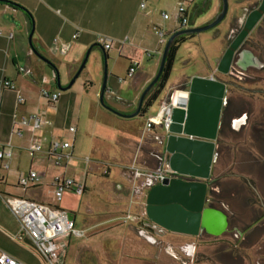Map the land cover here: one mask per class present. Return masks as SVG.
<instances>
[{"label": "crops", "instance_id": "obj_1", "mask_svg": "<svg viewBox=\"0 0 264 264\" xmlns=\"http://www.w3.org/2000/svg\"><path fill=\"white\" fill-rule=\"evenodd\" d=\"M4 1L17 4L20 8L15 9L8 3H0V27L2 28L0 29V145L11 144L13 152L9 161V170L0 169V253L9 255L22 264H29L24 245L32 246L27 237H24L21 242L16 241L21 243V246L16 243L13 247L10 246V241L15 240L14 237L19 235L20 227L4 205V197H17L60 207L73 215L72 220L76 227V213L70 209L75 210L73 202L78 201L80 204L83 194L77 198L72 190H67L62 202L59 203L53 196L51 183L57 177L65 178L68 175V164L72 159L74 160V155L78 154L90 138L95 139L96 142L101 140L106 144L110 141L117 147L122 157V162L119 164L122 178L131 185L128 188L115 185L114 189H118L119 192L125 191L130 200V206L137 202V215L133 220L130 213L131 219L127 221L124 220L125 217H115L104 222L90 221L87 230L89 232L96 230L92 234L95 238L96 235L102 233V230L97 231L98 227L108 223L113 224L108 229L111 230L110 232L115 231L114 235L117 237H113L111 243L101 247L99 249L101 253L98 248H88L86 244L73 241L70 237L63 264L72 256H74L73 264H99L102 261L100 257L102 255L108 264H264V225L256 234L248 236L247 240L233 241L231 236L233 231H242L246 226L253 225L257 218L263 217L261 208L247 209L242 206L238 196L233 198L231 194L223 200L226 204L224 208L212 203L211 200L205 208L225 217L224 230L220 234L204 231L202 236L169 231L172 234L166 237L163 243L171 249V253H166L145 243L144 233L138 232L140 228L146 227L145 221L148 222L145 218L146 200L142 199L144 196L147 198L149 191L137 197L130 194L132 177L127 168L131 164L138 169L153 171L163 169L167 163V156L166 163H164L161 153L165 146L159 144L164 136L159 133L158 129H164V127L157 126L148 131L149 119L156 117L160 108L169 103L172 93L188 92L186 86L191 79L201 77L210 80L215 77V65L225 49L222 41L199 54L202 62L200 66L209 65L212 69V72L207 71L204 75H173L177 62L185 63V65L191 62V59L179 56V51L182 50L179 45L170 78L152 106H149L142 115L146 120L139 131L135 129L133 121L121 122L119 120L121 117L107 112L100 106L97 100L99 87L86 104L78 107L77 98L70 91L72 87L65 92L58 91L54 69L39 60L29 46L25 48L21 45L22 34L29 33L33 22L32 47L58 70L60 83L66 87L86 48L94 46L92 50H98L100 53L98 38L109 39L113 47L106 51L110 75L108 76L109 91L104 93V99L107 107L122 115H128L134 112L141 92L152 81L158 70L165 43H159V38L155 35L153 28L165 31L166 41V38L180 25L178 7L182 6L185 9L189 19L186 27H189L195 21L194 15L203 9H209L207 19H212L221 8L220 0H146L142 9L140 8L142 0ZM163 14H168L169 19H163ZM200 22L195 21L194 25ZM7 31L21 34L17 44L14 43L13 37L11 39L12 34L6 33ZM73 35H77L76 39L72 38ZM64 45L68 47V51L62 55L59 49ZM133 63H137L135 72L128 77V69ZM4 79L13 82L15 88L21 92L25 98L22 106L16 105L14 92L2 88L1 81ZM119 79L123 82H119ZM42 88L50 94L59 93L58 100L51 103L48 99L41 97L40 89ZM203 96L210 99L208 95L203 94ZM153 110H155V115L150 114ZM15 114L20 117H36L39 120L40 129L34 131L31 126L19 127L20 134L18 135L13 124ZM72 122H76L75 132L69 130L73 126H69L67 130L63 129L65 123ZM115 130L119 134H115ZM66 136L70 140H67ZM54 142H71V159L67 161L65 168L56 166L54 160L47 156V148ZM213 143L217 145L216 141ZM35 144H41L43 151L29 156L26 148ZM238 148L247 149L248 145ZM123 158H126V161ZM238 158L241 162L247 161L239 154ZM84 163L87 175L88 172L95 173L101 168L97 163L90 164L86 161ZM31 171L38 176V183L25 189L20 187L18 178L26 176ZM101 173L103 174V171ZM218 173L219 170L216 169L215 174ZM109 174L110 168L108 167L106 177ZM73 178L67 176L65 179L75 180ZM256 180L258 186L264 187L263 176L257 177ZM77 181L79 179L75 180ZM239 182L232 176L227 180L228 187L233 184L237 185ZM82 183L87 190L86 182ZM247 195L248 193L245 196ZM209 197L212 199L211 192H209ZM258 197L264 199V193L261 191L256 196ZM137 217H141L142 220L136 221ZM117 232L121 234L118 235ZM150 234L160 237L151 231ZM137 239L144 244L139 245ZM183 244L195 247L193 258L188 259L189 257L187 258L182 253L180 248Z\"/></svg>", "mask_w": 264, "mask_h": 264}, {"label": "water", "instance_id": "obj_2", "mask_svg": "<svg viewBox=\"0 0 264 264\" xmlns=\"http://www.w3.org/2000/svg\"><path fill=\"white\" fill-rule=\"evenodd\" d=\"M2 2L10 4L15 9L20 8L19 5L8 1L0 0V3ZM220 2L221 8L212 19H207L209 9H203L200 13L194 15L195 21H201L200 24L194 25V21L193 25L189 27L179 25L178 29L166 38L157 73L144 91L141 92L138 106H136L134 112L131 114L122 115L107 107V104L104 102V93L109 91L106 81L108 76V56L102 46L98 45L102 57L101 62L104 75L99 93L100 106L106 109L107 112L122 119L140 116L146 95L153 90L159 78H161L171 46L179 38L182 39L179 45H183L187 40L208 30H213L223 22L227 16L229 0H220ZM33 30L34 24L32 22L28 37L29 48L39 60L54 69L57 90L60 92L67 91L72 87L78 75L82 73L86 61H88L91 48L94 46L89 47L77 72L73 75L69 84L64 87L60 83L58 70L32 47L31 38ZM217 34L220 35L221 32L217 31ZM236 48V46H233L230 51H227L223 55L220 66H218V71L225 73L222 66L227 69L229 68L233 52H235ZM186 88H188V92H174L170 96L169 103H172L174 100L176 103V107L172 109L173 122L166 132V136L162 137L159 144L165 146L164 153L167 156L166 166L174 171L176 175L191 176L193 179L199 178L206 181L211 176L210 166H212L215 158V144L213 141L215 137V125L218 121L221 101L224 95V85L218 81L214 82L212 79L197 77L191 79ZM203 94L208 95L210 99L205 98ZM210 114H214L215 116V123H213L211 129L214 135L207 136L193 130L206 128L205 124L207 123L208 125L210 123L207 119V116ZM206 195L207 185L205 183H191L181 179L167 178L163 183L152 187L149 193H147L145 218L148 223L174 233H189L190 235L199 236L203 230L208 233L220 234L225 228L226 219L222 215L204 208ZM69 217L73 219L71 213Z\"/></svg>", "mask_w": 264, "mask_h": 264}, {"label": "flooded vegetation", "instance_id": "obj_3", "mask_svg": "<svg viewBox=\"0 0 264 264\" xmlns=\"http://www.w3.org/2000/svg\"><path fill=\"white\" fill-rule=\"evenodd\" d=\"M234 1L238 11L224 32L225 49L215 65V77L211 78L212 81L224 85L221 109L215 125L214 141L217 145L215 144V158L210 166L211 176L206 181L193 179L191 176L173 178L191 183H205L207 195L204 208L211 200L224 208L226 204L223 200L231 194L233 198L239 197L242 206L247 209L261 208L264 214V199L256 198L261 191L264 193V187L258 186L256 180L260 176L264 178V0ZM221 34L215 32L213 38L216 39ZM233 46L237 48L233 52L229 68L222 66L225 73L218 71L223 55ZM203 68L212 72L209 65ZM207 119L210 123L205 124L206 128L193 130L207 136L214 135L211 130L215 123L214 114L207 116ZM247 145V149L238 148ZM238 154L247 161H239ZM216 169L219 170L218 174H215ZM230 176L239 180V184L228 187L227 180ZM209 192L212 193V199ZM263 225L264 216L257 218L253 225L246 226L242 231H233L232 240H247L248 236L256 234ZM145 226L138 231L144 233L145 243L155 246L159 251L171 253V249L163 241L172 233L146 221ZM150 231L160 237L150 234ZM202 232L199 236H202ZM180 249L188 259L193 258V245L183 244Z\"/></svg>", "mask_w": 264, "mask_h": 264}, {"label": "rangeland", "instance_id": "obj_4", "mask_svg": "<svg viewBox=\"0 0 264 264\" xmlns=\"http://www.w3.org/2000/svg\"><path fill=\"white\" fill-rule=\"evenodd\" d=\"M238 11V6L235 3L234 0H229V8L227 12L226 18L221 22L216 28L213 30H208L204 33H201L198 36H194L192 39L187 40L183 45H181L182 50L179 51V56L191 59V62L189 64L183 63L175 64V71L173 72V75H187L192 76L194 75H204L207 73V71L201 67V58L199 54L201 51H206L209 47H214L217 45V43H224L223 37L224 32L226 31L229 23L231 22V19L235 15V13ZM194 22V21H193ZM0 29H2L0 27ZM3 31V30H1ZM220 31L222 34L220 37H217L214 39L215 32ZM10 33L11 39L14 38V43L17 44L18 40L21 36L18 32L15 31H7L6 33ZM29 33L27 35L22 34V44L25 48H27L29 41H28ZM89 49L86 48V50L81 55L80 61L77 65V69L74 72L73 75L77 72L78 68L80 67L82 61L84 60L86 56V52ZM97 49V48H95ZM102 57L101 54L98 52V50H92L89 53L88 61H86L85 67L80 75H78L77 79L75 80L74 84L72 85V88L70 91H72L73 95L77 98V106H82V104H86L88 100H90L91 97H93L94 92L98 89V92L100 93L101 87H102V81H103V67H102ZM180 65V68L178 69ZM107 71L108 76L109 74V68L107 64ZM72 75V77H73ZM219 77H221V74H217ZM108 76H107V88H108ZM71 77V78H72ZM71 80V79H70ZM70 80L67 82V85L69 84ZM62 85V84H61ZM63 92V91H62ZM99 101V98H97ZM105 102V99H104ZM84 106V105H83ZM150 114L155 115V110H153ZM94 121L96 119H93ZM121 122L123 121H133L135 124V129L137 131L141 130L144 125V121L146 118H143L142 116L134 117L131 119H122L119 118ZM95 123V122H94ZM76 125V122L72 123H65L64 130H67L69 126ZM160 134H163V136H166V131L164 129H158ZM115 134H119L117 130L114 131ZM68 136H66L67 138ZM67 140H70V138H67ZM62 143V142H60ZM71 145V142H69ZM117 147L113 145V143L109 141V144L104 143L101 140H91L90 138L87 139L85 145L81 148L80 151H78V154L74 155V160L68 164V177H76L78 180L77 183H82L83 181L86 182L87 190L83 193V195L80 198V204L77 202H73L74 206L73 209H70L73 211L76 216L75 223L76 228L79 230H84L85 233L81 237H71L73 241L76 240V242L84 243L87 245L88 248H98V250L101 247H104L107 243H111V239H114L115 236L113 232H110L109 227H112L113 224L108 223L105 225H101L98 227L97 231H101V234L96 235V238L94 235H92L96 230H91L90 232L87 230L89 228V222L95 221V222H101V221H107L112 218H119V217H125L127 213H131L133 216V220L135 219V216L137 215V209L136 205L137 202H134L133 205L130 206V200L129 197L126 196L125 191L119 192L118 189L115 190V185H118L123 188L130 187V183L124 181L121 175V168L119 167L120 163L122 162V157L119 155L117 151ZM165 150V147H164ZM163 150V151H164ZM161 151L163 155L164 163H166V154ZM85 157L91 158L90 164H99L100 170L95 173L88 172V175L86 174V166H85ZM124 159V158H123ZM126 161V158L124 159ZM110 168V174L108 177L104 176L101 172L106 168ZM102 169V170H101ZM65 176V178H67ZM146 196L143 197L142 200L145 199ZM7 209V208H6ZM11 213V212H10ZM118 234V232H117ZM121 234V233H119ZM118 234V235H119ZM114 235V236H113ZM114 237V238H113ZM136 240V239H135ZM134 241V244L137 245L136 241ZM138 244L143 245V242H140L138 239ZM11 247H13L16 244L22 245L21 243L16 242V240H12ZM24 245V244H23ZM133 245V246H135ZM26 251V257L28 258L29 264H45L43 258H41L37 253L34 252L33 248L30 245H24ZM99 253H101V250H99ZM103 254V253H102ZM73 257H69L67 259V262L65 264H73ZM101 264H108L104 261L103 255ZM99 263V264H100ZM85 264V263H84Z\"/></svg>", "mask_w": 264, "mask_h": 264}, {"label": "built area", "instance_id": "obj_5", "mask_svg": "<svg viewBox=\"0 0 264 264\" xmlns=\"http://www.w3.org/2000/svg\"><path fill=\"white\" fill-rule=\"evenodd\" d=\"M140 8H144L145 1L142 0ZM179 23L182 26H186L189 19L186 16L185 9L180 6L177 8ZM162 18L169 19L168 14H163ZM153 31L159 38V43H165V31L154 27ZM77 35H73V39H76ZM99 45L107 51L113 47L112 42L105 37L98 38ZM62 55L66 54L68 47L66 45L61 46L59 49ZM137 63H133L128 69V77H131L135 72ZM2 88L12 91L16 94V105L22 106L25 102V98L21 92L17 90L13 82L2 80ZM119 82H123L119 79ZM40 95L46 98L51 103H55L58 100L59 93L50 94L46 89H40ZM176 107L175 100L172 103L163 105L160 108L158 115L148 121V131H151L153 127L163 126L165 131H168L172 120V109ZM13 124L16 128V133L19 135V127L31 126L34 131L40 129L39 120L34 116H23L15 114L13 118ZM70 132H75V128H70ZM71 145L69 143L54 142L47 148V156L53 159L56 166L65 168L67 161L71 159ZM42 145L35 144L26 148V152L29 156H34L37 153L42 152ZM13 156L11 144L4 146L0 145V169L4 171L9 170V161ZM86 163L91 162L90 158L85 159ZM131 175L132 186L130 188V194L133 197H137L146 191H149L152 187L163 183L167 178L177 177L176 173L169 169L168 166L148 171L136 168L131 164L127 168ZM108 167L103 170V175L107 176ZM1 180V176H0ZM39 181L38 176L34 172H29L26 176L18 178V184L22 188H29L31 185L37 184ZM52 193L55 200L59 203L62 202L64 194L67 190H72L75 197H80L85 190L84 183H77L72 179H65L64 177L55 178L52 183ZM4 205L12 213L17 223L19 224V235L14 237L18 242H21L24 237L30 240L31 247L34 252L43 258L45 264H63L66 249L68 247V241L70 237H81L85 231L79 230L75 227L74 221L69 217V213L60 209L57 206H49L46 204L34 202L27 199H20L17 197H4ZM131 219V215L127 214L124 218L125 221ZM141 217H137L136 221H141ZM0 264H22L15 261V259L4 253H0Z\"/></svg>", "mask_w": 264, "mask_h": 264}, {"label": "trees", "instance_id": "obj_6", "mask_svg": "<svg viewBox=\"0 0 264 264\" xmlns=\"http://www.w3.org/2000/svg\"><path fill=\"white\" fill-rule=\"evenodd\" d=\"M182 39L179 38L175 41V43L171 46V49H169V53L166 59V64H164L163 73L161 75V78H159L158 82L156 83L155 87L153 88L152 92H149L147 96L144 99V104L142 106V109L140 111V116L145 114L146 109L149 106H152V104L155 102L158 94L163 90L168 78H170L172 66L174 64L175 60V54L176 50H178L179 42H181Z\"/></svg>", "mask_w": 264, "mask_h": 264}]
</instances>
